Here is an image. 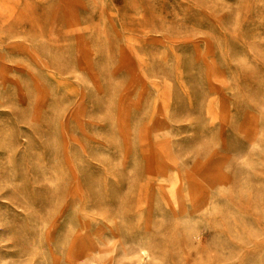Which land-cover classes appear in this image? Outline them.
<instances>
[{
	"label": "rangeland",
	"instance_id": "374dc122",
	"mask_svg": "<svg viewBox=\"0 0 264 264\" xmlns=\"http://www.w3.org/2000/svg\"><path fill=\"white\" fill-rule=\"evenodd\" d=\"M0 264H264V0H0Z\"/></svg>",
	"mask_w": 264,
	"mask_h": 264
}]
</instances>
